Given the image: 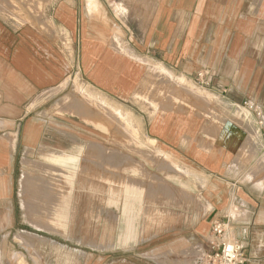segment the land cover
<instances>
[{"label": "crops", "instance_id": "crops-1", "mask_svg": "<svg viewBox=\"0 0 264 264\" xmlns=\"http://www.w3.org/2000/svg\"><path fill=\"white\" fill-rule=\"evenodd\" d=\"M87 2L81 0L82 6ZM97 2L95 24L88 7L81 8L85 18L81 22L76 4L59 9L55 36L34 25L15 26L0 18V156H4L0 171H11L14 157L24 159L34 151L42 158L31 160L48 161L44 156L49 152L43 147L78 156L74 162L55 166L75 173L84 168L87 152L77 137L70 136L68 148L52 144L40 108L52 99L46 94L66 90L76 73L101 84L102 78L87 74L85 45L110 42L108 29L124 27L115 13L126 10L127 4ZM130 5L138 13L137 30L145 27V32L140 36L132 30L129 42L138 53L169 67L160 68L169 79L200 96L207 94L210 102L198 106L210 108L212 115L185 111L150 120L142 140L176 160L178 173H169L161 185L148 180L146 188L153 192L148 191L147 198L138 186L122 183L113 199L118 200L119 214L114 243L71 248L83 252V259L69 254L66 264H200L217 219L227 223L228 235L244 244L242 264H264V0H131ZM60 30L71 40L70 48L66 46L70 57L59 52ZM121 38L114 36L115 43H122ZM187 78L198 81L199 88ZM83 94L120 112L131 130L116 119L138 141V130L119 108L103 97ZM149 166L148 171L153 170L154 162ZM76 178L75 174L67 185L52 181L55 189L65 192L62 199L68 210L64 218L51 219L65 225L68 235H75L74 220L84 203L85 188H91V182L84 180L77 185ZM97 184L99 200H106L107 183ZM160 187L155 193L154 188ZM129 205L139 207L135 227L125 217ZM141 237L146 243L139 242Z\"/></svg>", "mask_w": 264, "mask_h": 264}, {"label": "rangeland", "instance_id": "rangeland-1", "mask_svg": "<svg viewBox=\"0 0 264 264\" xmlns=\"http://www.w3.org/2000/svg\"><path fill=\"white\" fill-rule=\"evenodd\" d=\"M117 1H125L127 4L126 10L115 13L120 19L117 23H122L124 27H118L117 31L108 29L107 36L113 38L107 40L110 42L106 44L85 45L87 74L92 79L102 78L101 84L95 85L76 73L71 77L66 90L46 94L52 99L40 108V112L45 115L48 125L47 134L52 139L50 140L52 144L68 148L71 145L70 136H75L87 152L83 161L84 168L76 173L78 178L76 179L77 185H82L83 180L86 183L91 182V188H85L84 203L78 210L80 211L78 219L74 220L75 235H68L66 226L57 224V221L49 218L48 214L52 199L55 196L56 199L58 196L62 198L65 193L61 189L55 190L51 182L55 179L63 180L67 185L72 181L64 177L41 174L49 191V195L45 194L40 188L42 179H35L40 176L34 171V167L24 166L25 158L41 159L42 156L35 151L24 159L16 156L11 171H0V264H20V259H24L27 264H66V259L70 258L69 254L75 253L83 259V252H74L71 248L90 249V246L97 248L104 241L108 244L114 243L115 228L119 218L118 200L113 201L115 190H119L122 183L133 184L141 188L142 196L147 198V194L153 192L152 187L146 188L148 180L151 185H161L164 178L166 180L170 178L169 173L172 175L178 173L176 160L174 162L170 156L160 152L161 150L156 147L148 146L147 141L142 140L143 133L151 124L150 120L161 115L178 116L185 111L198 115L201 114L200 112L203 115H212L210 108L198 106L200 102L209 103L210 101L206 99L209 96L204 94L202 97L180 86L175 80L161 73V66L168 70L169 67L136 51V45L129 42V36L132 30L135 34L143 36L145 27L137 30L138 13L131 11V0ZM75 4L79 6L81 13L80 22L85 19L81 8L88 7L90 21L95 24V18L99 13L97 0H88L84 6L81 0H0V18L10 21L15 26L40 27L50 35L60 25L57 21L58 10L72 9ZM55 35L57 33H54ZM116 35L118 38L122 37V43H115ZM58 42L59 52L61 54L66 52L70 57L71 53L66 50V46L70 48L71 42L68 33L65 34L60 30ZM170 71L174 76H180L173 70ZM187 79L199 88L198 81ZM83 93L103 97L119 108L123 117L138 130V141H135L122 127L113 111L110 112L102 106L104 112L95 106L100 105L99 102L84 96ZM124 127L130 130L125 124ZM62 131L66 132L67 136L62 135ZM41 149L49 151L46 147ZM2 159H4L3 155L0 156V161ZM153 162L154 171L150 167ZM133 169L138 171L134 173ZM163 169L166 170L165 173ZM25 172L32 174L30 180L32 184L29 188L25 185ZM171 178L174 179V176ZM99 180L107 183L106 200L104 198L99 200L100 191L97 184ZM158 190L161 191L162 188H154L155 193ZM29 202L46 207H41L43 212H35L28 208ZM130 206L132 208L126 211L125 217L135 227V211H138L139 207ZM41 213L49 217L39 215ZM229 237L234 239L232 236ZM139 242L146 243L145 237H141Z\"/></svg>", "mask_w": 264, "mask_h": 264}, {"label": "bare ground", "instance_id": "bare-ground-1", "mask_svg": "<svg viewBox=\"0 0 264 264\" xmlns=\"http://www.w3.org/2000/svg\"><path fill=\"white\" fill-rule=\"evenodd\" d=\"M88 94V93H87ZM205 95H207V94H205ZM208 96V95H207ZM90 97V99H93V100H95V102H97L98 103V100L97 99H95V98H93L92 96H89ZM101 106H103L105 109H107L108 111H113L114 112V115H115V117L116 118H120L121 120H122V123H124L126 126H128V124L125 122V120L120 116V112H117L116 111V109L115 108H113L112 106H110L108 103H106L107 105L105 106V104H103V103H99ZM110 111V112H111ZM128 115H129V113H128ZM128 128L131 130V128L128 126ZM49 152V154L48 155H45L44 157L48 160V161H46V162H41V161H33V160H31L30 158H25V161H24V163H25V165H29V166H31V165H33V167H34V171H36L38 174H39V178L37 177H35V179H42V185L40 186V188H41V192H43V193H47L48 195H49V191H48V187H47V185H45L44 184V182H45V179H43L42 178V176H41V174H49V175H54V176H56L57 178L58 177H64V178H66V179H68L69 181H72L73 182V179H74V176H75V172L74 171H72V170H68V169H64V168H62V167H57V166H55V164L57 163V162H62V163H66V162H74V161H76V159L78 158V156L77 155H72V154H69V153H66V152H64V151H60V150H49L48 151ZM54 163V164H53ZM30 168V167H29ZM78 170V169H77ZM31 173H28V172H25L24 173V181H25V185L27 186V188H29L30 187V185L32 184V182L30 181L31 180ZM46 176V175H45ZM48 177V176H47ZM50 177V176H49ZM33 178V177H32ZM52 179H55V178H52ZM56 180V179H55ZM33 181V180H32ZM44 181V182H43ZM48 182V181H47ZM51 184H52V182H51ZM50 184V185H51ZM64 185V184H63ZM55 187V186H54ZM113 187V186H112ZM50 188H51V186H50ZM119 188V187H118ZM122 188V187H121ZM31 189V188H30ZM65 189V188H64ZM54 190V189H53ZM56 190V189H55ZM59 190V189H58ZM62 190V189H61ZM67 190H69V189H67ZM35 191H36V189H35ZM61 192V191H60ZM63 192V191H62ZM61 192V193H62ZM29 194V193H28ZM54 194V193H53ZM58 194V193H57ZM72 194V193H71ZM112 194H113V192H112ZM35 195V194H34ZM40 195H41V193H40ZM54 196V195H53ZM72 196V195H71ZM30 197H32V196H30ZM30 197H28V198H30ZM41 197H42V195H41ZM56 197V196H55ZM53 198L52 199V204H51V209H49L48 210V214L50 215V217L49 218H59V219H61V218H64L65 217V211L66 210H68V209H65V208H67L66 207V205L64 204V201H65V198L64 199H62V198H60L59 196L57 197V199L56 198ZM65 197V196H64ZM59 198V199H58ZM36 199V198H35ZM51 199V198H50ZM56 199V200H55ZM43 201V200H42ZM41 201V202H42ZM62 201V202H61ZM48 202V201H47ZM69 203V202H68ZM45 206V205H44ZM43 206V207H44ZM70 206H71V204H70ZM42 206H40V204H34L33 202H29V204H28V208L30 209V210H34L35 212H43L42 210V208H41ZM46 207V206H45ZM132 207L129 205V206H127V207H125V214H126V211H128L129 209H131ZM70 209V208H69ZM46 211V210H45ZM44 211V212H45ZM121 213H122V211H121ZM69 220V219H68ZM47 221H48V219H47ZM52 220H50V222H51ZM68 222V221H67ZM62 227V226H61ZM229 236H231V235H228L227 236V238H231V237H229ZM20 264H27L26 262H25V260L24 259H20Z\"/></svg>", "mask_w": 264, "mask_h": 264}, {"label": "built area", "instance_id": "built-area-1", "mask_svg": "<svg viewBox=\"0 0 264 264\" xmlns=\"http://www.w3.org/2000/svg\"><path fill=\"white\" fill-rule=\"evenodd\" d=\"M201 77V75H199ZM228 225L223 220L212 223L208 247L201 254L200 264H242L245 261L244 244L227 238Z\"/></svg>", "mask_w": 264, "mask_h": 264}]
</instances>
